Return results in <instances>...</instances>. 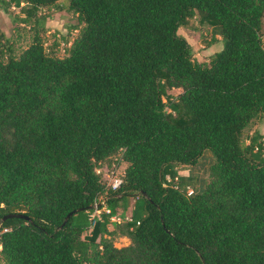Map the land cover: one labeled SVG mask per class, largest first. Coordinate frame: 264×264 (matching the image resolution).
<instances>
[{
	"label": "trees",
	"instance_id": "trees-1",
	"mask_svg": "<svg viewBox=\"0 0 264 264\" xmlns=\"http://www.w3.org/2000/svg\"><path fill=\"white\" fill-rule=\"evenodd\" d=\"M60 1L83 25L64 57L0 39V221L30 217L2 222L0 264H264V134L243 141L264 114V0L0 3L30 23ZM196 13L225 43L208 63L178 33ZM121 161L113 190L98 169Z\"/></svg>",
	"mask_w": 264,
	"mask_h": 264
},
{
	"label": "rangeland",
	"instance_id": "rangeland-1",
	"mask_svg": "<svg viewBox=\"0 0 264 264\" xmlns=\"http://www.w3.org/2000/svg\"><path fill=\"white\" fill-rule=\"evenodd\" d=\"M61 4H66V2L60 1L57 5L40 7L33 16L32 21L30 23H24L15 19L19 16L24 17L26 15L24 9L15 7L14 4H12L8 10H5L4 6L0 3L1 43L5 44L6 39H9L10 45H12L13 48V53L19 56L32 43L35 36H39L49 54L64 57L74 39L80 33L83 25L79 23L76 14L70 12L65 7L60 9L59 6ZM42 17H45L44 20L41 19ZM178 33L186 37L194 50L196 59L200 62H210L212 55L225 45L222 35L218 34L212 26L204 23L199 13L191 17L186 25L181 26ZM169 92L176 96L181 92V88H173ZM256 133L264 134V114L261 115L260 118L254 120L244 131L243 141L249 143L250 138ZM213 160L212 153L206 150L199 164L195 166L196 169H194L193 166L188 167L193 168V173H198L200 176V181L195 187H190L188 189L189 193L193 190H201L204 187L208 178V170ZM125 167L126 164L121 161V164L118 166V171L124 172ZM105 168L104 166L103 170H106ZM134 203L135 199L130 198L128 200V207L125 210L122 208L118 209L116 216L119 220L116 222H126L130 219ZM92 228L93 227H91V229ZM86 234H90L89 229L84 233V235ZM113 239L117 247L130 244L129 238L123 235H116Z\"/></svg>",
	"mask_w": 264,
	"mask_h": 264
},
{
	"label": "built area",
	"instance_id": "built-area-1",
	"mask_svg": "<svg viewBox=\"0 0 264 264\" xmlns=\"http://www.w3.org/2000/svg\"><path fill=\"white\" fill-rule=\"evenodd\" d=\"M106 170H103V169H98V172H101V171H106L105 172V177L107 178V184L110 188H112L113 190H117L123 183V175H124V172H120L118 171V166L117 165H113L112 168H105ZM168 180H171L169 177H168ZM99 204L100 202H96L95 203V207H94V210L93 212L91 213V219L93 221V224L95 223L96 221V218H99L101 213L102 212H106V213H109L110 212V209L107 207V206H103L102 208H99ZM113 221H117L119 220V218L114 215L112 216L111 218Z\"/></svg>",
	"mask_w": 264,
	"mask_h": 264
},
{
	"label": "water",
	"instance_id": "water-1",
	"mask_svg": "<svg viewBox=\"0 0 264 264\" xmlns=\"http://www.w3.org/2000/svg\"><path fill=\"white\" fill-rule=\"evenodd\" d=\"M75 212H70L67 217L65 218L63 224L59 227L61 228L63 225H65L67 223V221L69 220V218L74 214ZM9 218H23L26 220H29L30 217L28 215H26L24 212H13V213H8L5 216H3L2 220L0 221V227L2 225V222L6 221Z\"/></svg>",
	"mask_w": 264,
	"mask_h": 264
},
{
	"label": "crops",
	"instance_id": "crops-1",
	"mask_svg": "<svg viewBox=\"0 0 264 264\" xmlns=\"http://www.w3.org/2000/svg\"><path fill=\"white\" fill-rule=\"evenodd\" d=\"M199 162L196 165H198ZM196 165L193 166L194 169H196L195 168ZM193 168L183 169L181 171V174H182V176H190V177L195 178L196 182L198 183L200 181V176L198 175V173H193L194 172Z\"/></svg>",
	"mask_w": 264,
	"mask_h": 264
}]
</instances>
